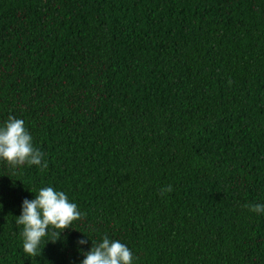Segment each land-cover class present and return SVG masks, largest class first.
I'll return each instance as SVG.
<instances>
[{"label":"trees","instance_id":"16d2710c","mask_svg":"<svg viewBox=\"0 0 264 264\" xmlns=\"http://www.w3.org/2000/svg\"><path fill=\"white\" fill-rule=\"evenodd\" d=\"M9 116L47 168L0 160V264L104 236L133 264H264V0H0ZM49 186L85 215L32 258L16 217Z\"/></svg>","mask_w":264,"mask_h":264},{"label":"clouds","instance_id":"9594fccd","mask_svg":"<svg viewBox=\"0 0 264 264\" xmlns=\"http://www.w3.org/2000/svg\"><path fill=\"white\" fill-rule=\"evenodd\" d=\"M43 157L44 154L34 147L33 138L24 126V121L9 116L0 126V160L13 169L36 165L43 170L47 168V162L42 163ZM171 191V185L161 190L162 194ZM250 210L262 213L264 204L251 205ZM84 215L63 191L50 186L41 188L34 199L22 201L21 214L16 217V224L22 226L23 251L32 258L40 256L47 242H56L60 239L61 232L70 229L72 223L82 220ZM49 228L52 229L54 240L45 242L44 238L49 236ZM77 243L84 245L87 240L80 239ZM82 254L84 259L81 264H133L134 259L125 244L107 236L98 244L92 242V247Z\"/></svg>","mask_w":264,"mask_h":264}]
</instances>
